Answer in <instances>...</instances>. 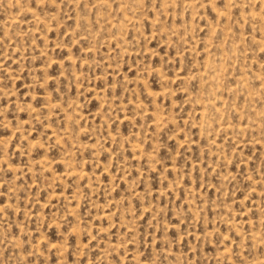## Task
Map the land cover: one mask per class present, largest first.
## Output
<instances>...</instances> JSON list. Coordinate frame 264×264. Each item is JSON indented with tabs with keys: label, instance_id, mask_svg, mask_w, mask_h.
Listing matches in <instances>:
<instances>
[{
	"label": "rangeland",
	"instance_id": "rangeland-1",
	"mask_svg": "<svg viewBox=\"0 0 264 264\" xmlns=\"http://www.w3.org/2000/svg\"><path fill=\"white\" fill-rule=\"evenodd\" d=\"M0 264H264V0H0Z\"/></svg>",
	"mask_w": 264,
	"mask_h": 264
}]
</instances>
